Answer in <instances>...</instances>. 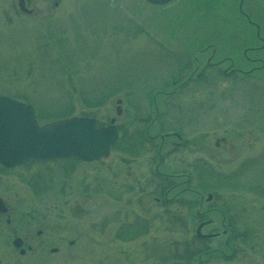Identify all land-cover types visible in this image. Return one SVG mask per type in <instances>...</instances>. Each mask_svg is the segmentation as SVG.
Instances as JSON below:
<instances>
[{
  "label": "rangeland",
  "instance_id": "rangeland-1",
  "mask_svg": "<svg viewBox=\"0 0 264 264\" xmlns=\"http://www.w3.org/2000/svg\"><path fill=\"white\" fill-rule=\"evenodd\" d=\"M180 7L145 0H33L28 16L18 0H0V96L33 105L42 125L89 117L120 131L110 156L99 162L0 169V198L11 209V217L0 215V264H188L193 255V264H204L211 242L195 238L206 217L194 212L212 206L235 219L245 264H264V69L245 82L223 76L228 63L205 66L208 76L175 86L187 68L195 70L184 58L204 49L208 34L216 61L227 55L222 33L241 32L206 16L189 21ZM229 129L233 149L226 154L229 148L215 144ZM146 132L170 136L161 168L181 175L175 183H182L172 194L191 189L172 204L154 203L151 168L162 140L148 145ZM20 177H33V188ZM131 184L140 189L129 193ZM143 212L148 229L126 242L132 235L126 223ZM215 221L213 227L204 222L203 232L221 231L220 215ZM17 237L26 242L23 255V247L12 245Z\"/></svg>",
  "mask_w": 264,
  "mask_h": 264
},
{
  "label": "flooded vegetation",
  "instance_id": "flooded-vegetation-1",
  "mask_svg": "<svg viewBox=\"0 0 264 264\" xmlns=\"http://www.w3.org/2000/svg\"><path fill=\"white\" fill-rule=\"evenodd\" d=\"M33 5V0H31V5L28 7L25 6V12L26 15L28 12H31L28 16L33 14V10L31 9ZM171 5H181L180 12H182V9L185 8L186 15L188 16L189 21H193V17H195V20H199L202 17L209 18V20H216L221 21L227 24L228 26L232 27L235 30H239L238 28H241V32H238V35H234V30H226L223 34V38L225 37V45H222L224 48V54L227 55L222 56L220 60H214L215 55L217 53V48L212 43V36H209L208 34V40L206 41V46L204 49L198 50L192 59H189V57L184 58V63L195 64V70L192 69V67L187 68L185 71L188 72L187 76L180 78L177 82L174 83L175 86L181 87L186 86L187 84H190L192 80L195 77V80H202L204 76H208V74L205 73V66L208 68H219L222 69V65L228 63V67L223 70V76L225 78H236L239 81H255L252 78H248L249 76L256 73V71L264 69V0H174L173 2L161 6V8H167ZM236 22H239L240 25L235 24ZM236 25V26H235ZM247 29V30H246ZM241 33V34H240ZM207 38V37H206ZM238 43V45H236ZM211 50L210 54L207 55V52ZM205 53L199 60L197 58L198 53ZM242 54V62H239V55ZM238 55V56H236ZM239 64L241 66H239ZM249 65L248 71H242L241 69L247 67ZM245 66V67H244ZM189 70V71H188ZM198 70H201L200 73L196 74ZM196 74V75H195ZM240 78H238V77ZM258 76H261L259 74ZM251 79V80H249ZM184 80V81H183ZM179 90V88H178ZM210 102V101H209ZM242 128L241 126H236L237 129ZM148 132V131H147ZM146 132V138L148 141H145L146 144L152 145L153 142L149 140H156L159 139L162 140L160 147H158L157 150V159H155V163L153 164V167L151 168V186H152V195L154 197V203H157L159 205L162 204L161 201L164 203L172 204L180 198H177L181 193L183 192H189L190 190L184 189L180 191L177 194H172L173 191L176 190V188L181 187L182 183H175L176 178H181V175H172V174H166L162 170V158H161V151L165 145V140L170 138V136L165 135V137L159 135L155 137H149L147 136L148 133ZM230 129L225 131V137L218 139L216 141V147L218 148L220 144L224 145L225 148L231 145L230 140ZM236 132V131H234ZM235 138V137H232ZM172 147L178 148L183 146V141L179 144L172 143ZM154 146V145H152ZM233 148H229L228 151H226V154L231 153L230 150ZM24 168L16 167L11 169H6L0 165V169L2 170H15V169H21ZM33 177H26L22 178L20 177V180L23 183L33 188ZM186 182H189L191 180L190 177L186 178ZM166 182L169 183V189H166ZM167 186V187H168ZM137 189H140V186L131 184L129 187V193L133 194L137 192ZM142 189V187H141ZM151 195V196H152ZM170 196V198H169ZM169 198V199H168ZM214 198V197H213ZM212 198V201H213ZM2 199V198H1ZM3 200V199H2ZM5 208L7 210L6 213L1 214L2 216L11 217V209L8 206L7 202L3 200ZM145 202V201H144ZM142 202V204L144 203ZM228 211L216 208V207H209L203 214H199L197 212V208H195L194 215L196 218H205L201 222L198 223L196 228L203 224L204 222L210 221V227H213L216 224L215 218H218V215L221 217V224L220 228L221 231L213 228L209 233H204L203 230L201 233L210 235L211 238H208L206 240L199 239V242H211V246H206V256L208 258L205 260L204 264H217L215 263V260H222V264H245L244 256H243V250H241V238L238 233L235 231V226H237V223L235 219L231 216L228 217ZM149 218L146 216V213H137L136 217L133 219H130L128 223H126L127 230L132 231L131 239L126 241L130 243L133 241L132 236L135 235H143V230L148 229ZM11 221L8 220L7 223L9 224ZM209 227V226H208ZM147 231V230H146ZM123 231L121 228L118 232L115 233V238L119 239L122 237ZM223 237V239H221ZM19 238V237H17ZM219 239V243L213 242L215 240ZM221 239V240H220ZM23 241V248L26 247L25 240ZM31 250V247L28 248ZM26 251V250H25ZM27 252V251H26ZM25 252V253H26ZM195 256H190L188 260V264H193ZM200 262L202 261V256H199Z\"/></svg>",
  "mask_w": 264,
  "mask_h": 264
},
{
  "label": "water",
  "instance_id": "water-1",
  "mask_svg": "<svg viewBox=\"0 0 264 264\" xmlns=\"http://www.w3.org/2000/svg\"><path fill=\"white\" fill-rule=\"evenodd\" d=\"M152 5L162 6L174 0H146ZM25 4L31 0H19V7L25 12ZM28 12L27 14H30ZM116 114H122V100L116 102ZM118 140V130L114 123L99 128L97 121L90 118H70L40 126L34 108L7 97H0V164L11 168L29 162L78 159L83 162L99 161L110 155L112 146ZM213 196L208 195L210 202ZM77 213H84L80 205ZM0 200V213H6ZM204 224L197 230L199 238ZM21 239H15L13 246L20 249ZM57 250H53L56 252ZM20 253L25 254L24 250Z\"/></svg>",
  "mask_w": 264,
  "mask_h": 264
}]
</instances>
